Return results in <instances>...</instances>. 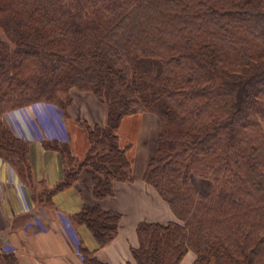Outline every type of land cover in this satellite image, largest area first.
<instances>
[{
    "label": "trees",
    "instance_id": "16d2710c",
    "mask_svg": "<svg viewBox=\"0 0 264 264\" xmlns=\"http://www.w3.org/2000/svg\"><path fill=\"white\" fill-rule=\"evenodd\" d=\"M72 90L92 94L106 120L82 123L81 160L43 142L65 169L42 201L86 168L98 200L132 182L117 131L124 117L151 113L160 129L143 181L176 221L140 223L134 263L179 264L192 251L193 264H264V0H0V158L28 186L27 143L2 116L44 103L61 119ZM192 176L211 190L197 192ZM120 218L94 206L72 221L102 248ZM81 251L84 264H104ZM0 264L19 263L0 253Z\"/></svg>",
    "mask_w": 264,
    "mask_h": 264
},
{
    "label": "crops",
    "instance_id": "0c3cea01",
    "mask_svg": "<svg viewBox=\"0 0 264 264\" xmlns=\"http://www.w3.org/2000/svg\"><path fill=\"white\" fill-rule=\"evenodd\" d=\"M70 97L69 118L63 124L46 104L16 109L5 115L7 127L27 143L32 180L26 185L13 167L0 158V247L12 251L19 264H84L74 253V243L62 229L58 214L71 220L84 207L98 206L120 214L117 234L110 243L99 248L88 228L74 223L82 248L104 264H135L131 250L138 247V225L176 221L169 206L143 181L147 163L155 151L159 121L150 114L140 116L131 143L124 142L119 130L120 143L130 144L127 154L132 182L114 183L113 197L100 200L93 197L91 181L95 175L86 168L72 186L54 193L46 203L42 196L45 190L53 189L62 180L65 161L59 152L47 150L43 142L64 140L61 144L68 146L71 156L81 159L88 150L86 132L82 131L78 142L73 128L77 129L78 121L102 126L106 120L105 107L92 94L72 90ZM193 261L194 255L187 252L180 264Z\"/></svg>",
    "mask_w": 264,
    "mask_h": 264
},
{
    "label": "rangeland",
    "instance_id": "374dc122",
    "mask_svg": "<svg viewBox=\"0 0 264 264\" xmlns=\"http://www.w3.org/2000/svg\"><path fill=\"white\" fill-rule=\"evenodd\" d=\"M37 104H43V103H37ZM33 105H36V104H33ZM29 106H32V105H29ZM25 107H28V106H25ZM25 107H22V108H25ZM69 107V106H68ZM17 109H21V108H17ZM16 110V109H14ZM13 111V110H12ZM10 112V111H9ZM8 113V112H7ZM144 114H150V115H153L154 117H156L154 114H151V113H135V114H132L130 116H126L122 119L120 125H119V128H118V131L117 133L119 132V130L121 129V135L124 139V142L125 143H131L133 140H134V137H135V129L137 128V125L139 126V120H140V116H143ZM66 117V118H65ZM65 117H62L63 120L65 122H67V118H69V114H68V108H67V113H66V116ZM61 118V119H62ZM4 122V120H3ZM78 125L80 126H77V129H74L73 130L75 131L73 133V136H76L77 138V141L79 142L81 140V137L83 136V133L82 131L85 132V130H83V122H77ZM156 126H154L155 128ZM11 131V130H10ZM154 132V131H153ZM85 135V133H84ZM126 145V144H125ZM82 159V158H81ZM80 159V160H81ZM14 169V168H13ZM15 170V169H14ZM16 171V170H15ZM32 180V179H31ZM191 182H192V185L194 187V189L199 192V193H205V192H209L211 189V185L208 181H205V180H201L200 178L196 177V176H192L191 178ZM210 189V190H209ZM3 239V238H2ZM8 249L4 248V246H1L0 247V253L3 254H8ZM187 252H191L193 255H194V261L196 259V256L195 254L192 252V251H187ZM186 252V253H187ZM9 253H12V252H9ZM185 253V255H186ZM13 254V253H12ZM184 255V256H185ZM184 258V257H183ZM182 261V260H181ZM193 261V262H194ZM19 263V262H18ZM180 264V263H179ZM193 264V263H192Z\"/></svg>",
    "mask_w": 264,
    "mask_h": 264
},
{
    "label": "built area",
    "instance_id": "2783aa9c",
    "mask_svg": "<svg viewBox=\"0 0 264 264\" xmlns=\"http://www.w3.org/2000/svg\"><path fill=\"white\" fill-rule=\"evenodd\" d=\"M58 216L60 217L59 219L61 220L60 222L62 224V229L68 235V237L72 239L74 243V253L79 257L80 261H83L84 256L81 251L80 241L73 227V224L71 223L70 219L66 217L65 215L58 214Z\"/></svg>",
    "mask_w": 264,
    "mask_h": 264
}]
</instances>
